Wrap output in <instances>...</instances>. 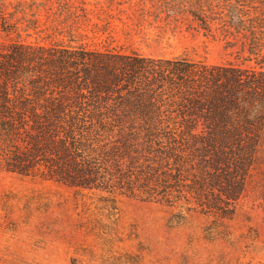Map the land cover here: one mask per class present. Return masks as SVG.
Here are the masks:
<instances>
[{
    "label": "trees",
    "instance_id": "obj_1",
    "mask_svg": "<svg viewBox=\"0 0 264 264\" xmlns=\"http://www.w3.org/2000/svg\"><path fill=\"white\" fill-rule=\"evenodd\" d=\"M149 1L152 11L142 0L135 4L137 19L153 12L189 17L205 30L216 23L243 62L89 47L66 22L49 33L67 36L66 43L3 45L0 170L76 193L119 190L165 201L185 195L231 216L264 149V2Z\"/></svg>",
    "mask_w": 264,
    "mask_h": 264
},
{
    "label": "rangeland",
    "instance_id": "obj_2",
    "mask_svg": "<svg viewBox=\"0 0 264 264\" xmlns=\"http://www.w3.org/2000/svg\"><path fill=\"white\" fill-rule=\"evenodd\" d=\"M137 2L0 0V48L15 41L66 43L67 36L49 34L50 26L66 22L85 34L89 47L162 59L188 52L211 65L243 62L216 23L205 30L189 17L175 21L153 12L140 20ZM257 161L231 216L206 211L185 195L165 201L119 190L76 193L0 170V264H264V149Z\"/></svg>",
    "mask_w": 264,
    "mask_h": 264
}]
</instances>
